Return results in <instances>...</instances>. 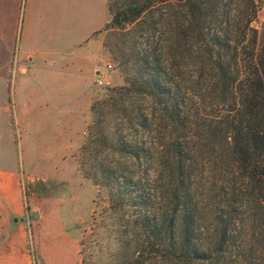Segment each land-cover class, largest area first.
<instances>
[{"label": "trees", "instance_id": "1", "mask_svg": "<svg viewBox=\"0 0 264 264\" xmlns=\"http://www.w3.org/2000/svg\"><path fill=\"white\" fill-rule=\"evenodd\" d=\"M106 1V27L139 33L142 45L123 43L116 60L128 88L112 100L128 116L125 96L144 94L151 110L131 120L159 134L152 144L118 141L136 172L100 164L89 174L110 192L106 220L133 209L114 263L264 264V30L252 26L259 0ZM92 111L83 154L102 123L103 109Z\"/></svg>", "mask_w": 264, "mask_h": 264}, {"label": "rangeland", "instance_id": "2", "mask_svg": "<svg viewBox=\"0 0 264 264\" xmlns=\"http://www.w3.org/2000/svg\"><path fill=\"white\" fill-rule=\"evenodd\" d=\"M46 2L48 0L42 2V11L48 8ZM56 4L64 13L77 10L79 22L89 27L75 33L74 42L85 40L91 28L105 25L92 36L100 41L102 47L93 51L89 62L82 63L85 77L74 81L75 84L78 82L77 92L61 96L60 91H56V106L52 102L45 103L49 113H55L50 117L58 120L55 128L51 127L50 136H42L44 128L38 129V133H26L17 127L11 94L5 97L3 104L0 103V241L24 224L25 245L34 264H115L113 251L118 247V239H122L121 234L133 209L125 207L115 219L106 220V213L102 212L112 205L110 192L97 185L89 174L95 173L94 168L100 164L110 167L121 165L127 172H136L132 159L118 152V141L133 139L151 144L158 141L155 126L154 131H148L140 128L134 119L131 120L138 111L150 112L151 103L144 94L125 96L128 116L120 112L118 96L114 100L111 96L113 91L127 87L126 75L116 60L120 49L124 48L123 43L129 49L134 43L131 40H135L138 49H141V38L134 31L124 37L126 32L114 26L106 27L109 22L106 0H56ZM252 26L262 34L264 0H259L258 17ZM106 62L114 65V70L109 73L105 70ZM55 63L58 66L60 61L56 58ZM102 74H108L112 87L97 86V79ZM96 103L103 109V115H98L102 121L99 136L95 138L97 143L92 152L83 154L82 147L88 143L92 132V106ZM41 106L42 110L37 111L40 118L46 111L45 105ZM97 113L100 114V110ZM3 119H7V135L1 133ZM20 135L27 139L23 144L19 143ZM193 141L195 148L200 140L196 138ZM82 163L85 172L81 169ZM208 170L209 177H214L215 173L210 168ZM10 174L18 176L15 189L11 188ZM212 177L210 181L213 182ZM207 187L211 188V183ZM113 192L117 193L116 190ZM10 198L19 201L23 212L7 213L8 209L2 207V202L6 203ZM4 218L5 223L2 221ZM244 225L242 239L245 230H248L247 224ZM246 240H249L247 236ZM249 248L246 247L245 252Z\"/></svg>", "mask_w": 264, "mask_h": 264}, {"label": "crops", "instance_id": "3", "mask_svg": "<svg viewBox=\"0 0 264 264\" xmlns=\"http://www.w3.org/2000/svg\"><path fill=\"white\" fill-rule=\"evenodd\" d=\"M42 2L0 0V103L11 94L17 127L26 133L44 128L42 136L46 138L58 120L50 117L55 113L50 114L45 103L52 102L56 106V91H60L61 96L78 91V82L74 81L85 77L82 63L89 62L93 51L102 47L92 36L105 25L91 28L85 40L74 42L75 33L89 29L86 23L79 22L77 10L64 13L57 7L56 0H48V8L42 11ZM56 58L60 61L58 66ZM43 104L46 111L40 118L37 111L42 110ZM2 128V135H7V119L2 120ZM26 140L20 135L19 143ZM9 181L12 189L17 188L18 176L10 174ZM2 207L8 209V214L23 212L17 199L2 202ZM2 221L5 223V218ZM25 228L20 224L15 232L0 241V264H34L26 249Z\"/></svg>", "mask_w": 264, "mask_h": 264}, {"label": "built area", "instance_id": "4", "mask_svg": "<svg viewBox=\"0 0 264 264\" xmlns=\"http://www.w3.org/2000/svg\"><path fill=\"white\" fill-rule=\"evenodd\" d=\"M104 66L107 73L114 70V65L111 62H106ZM97 86H99L100 88L112 87V82L110 81L108 74H104V75L102 74L98 77Z\"/></svg>", "mask_w": 264, "mask_h": 264}]
</instances>
